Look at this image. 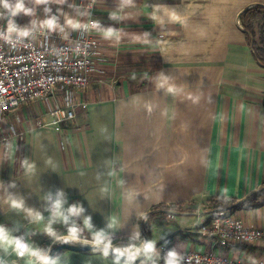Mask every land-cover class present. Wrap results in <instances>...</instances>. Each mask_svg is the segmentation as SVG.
<instances>
[{
	"label": "crops",
	"instance_id": "1",
	"mask_svg": "<svg viewBox=\"0 0 264 264\" xmlns=\"http://www.w3.org/2000/svg\"><path fill=\"white\" fill-rule=\"evenodd\" d=\"M90 1L0 0L8 9L22 3L18 12L30 18L49 2L52 15L76 30L90 17L104 23L73 122L34 124L45 102L8 111L23 132L0 150V230L13 241L0 240V257L3 264H39L32 252L56 264H180L182 252L211 248L196 228L225 210L219 201L242 202L264 184V63L238 23L264 0H96L93 8ZM154 208L145 233L142 215ZM170 209L176 214L167 219ZM231 213L264 226V204ZM17 234L29 244L20 259ZM97 235L139 243L143 252L129 259L101 246L81 249L83 236ZM217 250L264 263L263 241Z\"/></svg>",
	"mask_w": 264,
	"mask_h": 264
},
{
	"label": "built area",
	"instance_id": "2",
	"mask_svg": "<svg viewBox=\"0 0 264 264\" xmlns=\"http://www.w3.org/2000/svg\"><path fill=\"white\" fill-rule=\"evenodd\" d=\"M95 3L96 0H91L88 7L93 8ZM13 9L0 5V150L5 152L23 132L8 118L11 109L45 102V115L35 116L34 124L68 125L75 120L77 107L82 103L78 95L85 93L92 81L100 47L98 30L104 24L99 18L90 17L77 30L72 29L52 15L49 2L29 20L18 11L14 15ZM50 20L52 25L47 23ZM238 23L241 24L240 19ZM10 24L15 31L9 32ZM46 115L50 116V121ZM17 120L20 121L19 116ZM157 212L158 208H154L142 215L144 232L149 216ZM175 214L176 211L170 209L166 218L172 219ZM196 231L211 241V248L182 252L178 257L180 264H264L217 250L218 247L227 249L239 244L264 242V226H249L234 213L218 209L211 219L199 224ZM16 241L26 246L24 255H19L16 244L14 247L17 258H24L29 244L22 234L16 235ZM80 242L85 246H101L96 238H82ZM3 262L0 257V264Z\"/></svg>",
	"mask_w": 264,
	"mask_h": 264
},
{
	"label": "trees",
	"instance_id": "3",
	"mask_svg": "<svg viewBox=\"0 0 264 264\" xmlns=\"http://www.w3.org/2000/svg\"><path fill=\"white\" fill-rule=\"evenodd\" d=\"M241 23L246 29L248 39L253 45L256 55L264 63V5H254L244 9L240 16ZM264 204V184L259 190L250 194L244 201L235 202L223 205L225 210L229 213L234 211L235 208H255ZM185 238H190L193 233L180 232Z\"/></svg>",
	"mask_w": 264,
	"mask_h": 264
},
{
	"label": "clouds",
	"instance_id": "4",
	"mask_svg": "<svg viewBox=\"0 0 264 264\" xmlns=\"http://www.w3.org/2000/svg\"><path fill=\"white\" fill-rule=\"evenodd\" d=\"M4 7H9V5L5 2L4 3ZM23 9V5L22 3H17L15 9H13V14L15 15L17 11L19 10H22ZM26 11V10H25ZM49 25H52L53 21H48L47 22ZM69 23H71V21H69ZM12 31H15V28L10 24L9 25V32H12ZM27 33H21V35H26ZM114 33L109 30V32L106 33V35L108 36H111L113 35ZM169 92H175L176 90L174 88H169L168 89ZM72 213H78L80 211V209H77V208H73L72 210ZM54 217H59L61 216V212H60V204L59 202H57V204L55 205V209H54V213H53ZM39 219V217H38ZM65 220H67V217H64ZM85 223H87V221H85ZM49 232H51V228L49 227L47 229ZM76 232H77V229L76 228H71L70 229V233H71V237L72 238H75L76 236ZM0 236H2L3 240L7 241L8 243H12L13 241L9 240L7 235L3 233L2 230H0ZM101 239V236L100 235H97L96 236V240L97 242H99ZM15 244H16V248L19 250V255H24L25 253V250H26V246L22 243H20L19 241H15ZM152 247L151 244L148 245V249L150 250ZM107 251L108 249L105 248V254H107ZM119 251V250H117ZM31 255H34V256H37L39 260H41L43 262V264H56L55 261H51L48 259V257L46 256H40L37 252H32L30 253ZM136 254V249L132 248L129 250V254H128V257L129 259H131L134 255Z\"/></svg>",
	"mask_w": 264,
	"mask_h": 264
},
{
	"label": "rangeland",
	"instance_id": "5",
	"mask_svg": "<svg viewBox=\"0 0 264 264\" xmlns=\"http://www.w3.org/2000/svg\"><path fill=\"white\" fill-rule=\"evenodd\" d=\"M42 8H43V6H42ZM26 18L28 20L30 19V17H26ZM218 203H219L218 204L219 206L223 207L222 200H221V202L219 201ZM225 204H227V203H225ZM156 215H157V213H152L149 216L148 221H147V228H146L147 231L145 233L150 231L152 224H153V221L156 220ZM197 228H198V226H197ZM197 228H196V230H197ZM82 238H92V237L83 236ZM100 242H101V244H100L101 247L107 248L108 252L114 253V254H117L118 252H120V253H123L127 258H129L128 257L129 250L132 248L136 249V254L131 259H136L140 255V253L143 252V250H142L143 248L140 247L139 243H137V244L132 243V242H129V241L122 239V238L102 239V240H100ZM117 250H119V251H117Z\"/></svg>",
	"mask_w": 264,
	"mask_h": 264
},
{
	"label": "water",
	"instance_id": "6",
	"mask_svg": "<svg viewBox=\"0 0 264 264\" xmlns=\"http://www.w3.org/2000/svg\"><path fill=\"white\" fill-rule=\"evenodd\" d=\"M95 248H97V246H85V247H83V248H81V249H95ZM116 255H118V256H120V257H124L125 255L123 254V253H120V252H118Z\"/></svg>",
	"mask_w": 264,
	"mask_h": 264
},
{
	"label": "snow or ice",
	"instance_id": "7",
	"mask_svg": "<svg viewBox=\"0 0 264 264\" xmlns=\"http://www.w3.org/2000/svg\"><path fill=\"white\" fill-rule=\"evenodd\" d=\"M3 238H2V236H0V240H2Z\"/></svg>",
	"mask_w": 264,
	"mask_h": 264
}]
</instances>
